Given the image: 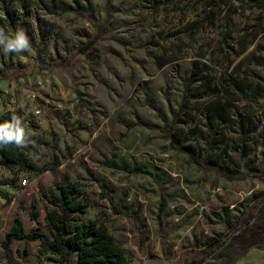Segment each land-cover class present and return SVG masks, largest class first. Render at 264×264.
<instances>
[{"label": "rangeland", "instance_id": "rangeland-1", "mask_svg": "<svg viewBox=\"0 0 264 264\" xmlns=\"http://www.w3.org/2000/svg\"><path fill=\"white\" fill-rule=\"evenodd\" d=\"M55 1L81 14L51 0H0V27L23 29L31 43L26 53L0 50V116L22 119L35 166L0 155V264L63 261L8 232L17 216L27 231L36 226V200L53 240L45 217L64 176L90 204L80 220L105 227L128 264H184L229 229L237 204L264 193V9L250 0ZM194 63L204 81H190ZM245 117L257 128L246 141ZM191 155L247 178L228 181ZM235 264H264V250Z\"/></svg>", "mask_w": 264, "mask_h": 264}, {"label": "trees", "instance_id": "trees-1", "mask_svg": "<svg viewBox=\"0 0 264 264\" xmlns=\"http://www.w3.org/2000/svg\"><path fill=\"white\" fill-rule=\"evenodd\" d=\"M210 3L213 0H209ZM217 1H214L216 5ZM224 1V0H223ZM245 1V0H243ZM252 5L264 9V0H250ZM51 5L60 7L63 12L74 11L71 8H63L62 3L51 0ZM47 6V5H46ZM77 14H81L78 9ZM100 36L93 40L92 44L83 53L92 48L95 49ZM191 72V82L204 81V74H201L196 63ZM196 65V66H195ZM191 83L185 84L184 98H188ZM214 102L207 104L210 109ZM10 116H0V122L10 120ZM248 117L242 118L238 124L242 137L246 141L253 130L248 129L250 125ZM0 155L5 162L11 166L21 167L25 171H33L35 166L31 163L23 149L15 145H9L0 149ZM193 163L199 167H206L217 171L228 181L245 180L247 173L242 169L226 167L190 156ZM59 189L58 195L53 198V208L47 211L45 221L51 229L53 240L43 231L39 219V212L36 210L37 201L33 200V209L29 216L36 227L27 231L23 220L17 216L8 232L10 239L25 240L29 242H40L41 253L51 254L62 258L60 264H128L126 250L109 231L95 222H83L80 220L85 215L90 204L82 195L76 183L69 184L67 177H62L60 183H55ZM110 200V199H109ZM116 212L121 213L117 208ZM236 215L230 224L229 229L215 236L202 250H190L186 252L184 264H208L215 261H225L226 264H235L237 260L252 250H264V193L258 197H250L237 204L234 208ZM8 242H4L8 252ZM75 255L77 261L74 263ZM184 255V256H185Z\"/></svg>", "mask_w": 264, "mask_h": 264}, {"label": "clouds", "instance_id": "clouds-1", "mask_svg": "<svg viewBox=\"0 0 264 264\" xmlns=\"http://www.w3.org/2000/svg\"><path fill=\"white\" fill-rule=\"evenodd\" d=\"M0 50L4 55L30 52V39L23 29L6 32L3 27H0ZM31 135L22 119L13 115L10 120L0 122V149L9 145H15L18 149L34 146Z\"/></svg>", "mask_w": 264, "mask_h": 264}, {"label": "built area", "instance_id": "built-area-1", "mask_svg": "<svg viewBox=\"0 0 264 264\" xmlns=\"http://www.w3.org/2000/svg\"><path fill=\"white\" fill-rule=\"evenodd\" d=\"M31 97H32L33 99H35V98H36V95H35V94H32ZM36 113H37V115H40V110H37ZM23 185H26V181L23 182Z\"/></svg>", "mask_w": 264, "mask_h": 264}, {"label": "crops", "instance_id": "crops-1", "mask_svg": "<svg viewBox=\"0 0 264 264\" xmlns=\"http://www.w3.org/2000/svg\"><path fill=\"white\" fill-rule=\"evenodd\" d=\"M23 223H24V222H23ZM35 227H36V226H35ZM35 227H34V228H35ZM34 228H33V229H34ZM33 229H32V230H33ZM30 231H31V230H30Z\"/></svg>", "mask_w": 264, "mask_h": 264}]
</instances>
